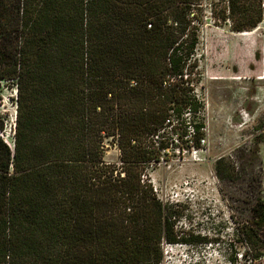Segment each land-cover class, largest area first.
<instances>
[{
	"label": "trees",
	"instance_id": "16d2710c",
	"mask_svg": "<svg viewBox=\"0 0 264 264\" xmlns=\"http://www.w3.org/2000/svg\"><path fill=\"white\" fill-rule=\"evenodd\" d=\"M222 1L234 32L264 20V0ZM203 23L204 0H0V80L18 92L13 147L0 136V264H161L164 244L191 242L142 175L202 107ZM252 212L241 234L262 241L259 260L263 199Z\"/></svg>",
	"mask_w": 264,
	"mask_h": 264
},
{
	"label": "rangeland",
	"instance_id": "374dc122",
	"mask_svg": "<svg viewBox=\"0 0 264 264\" xmlns=\"http://www.w3.org/2000/svg\"><path fill=\"white\" fill-rule=\"evenodd\" d=\"M223 4L204 0L195 52L199 66L192 82L202 107L187 114L192 125L176 124L172 130L173 124L161 134L169 151L150 171L158 186L190 196L187 204L167 209L175 232L191 242L164 244L161 264H264V256L253 258L262 241L255 250L241 234L256 200H264V20L252 31L234 32L215 17V8ZM17 99L16 81L0 80V122L5 126L0 136L10 144ZM194 124L202 125L209 145L202 161L191 151ZM105 148L104 159L118 164L120 151L112 139ZM219 165L230 178H220Z\"/></svg>",
	"mask_w": 264,
	"mask_h": 264
},
{
	"label": "built area",
	"instance_id": "2783aa9c",
	"mask_svg": "<svg viewBox=\"0 0 264 264\" xmlns=\"http://www.w3.org/2000/svg\"><path fill=\"white\" fill-rule=\"evenodd\" d=\"M190 130H193V129L190 127ZM191 142H192L191 151H192L193 157L198 161H202L204 159L203 157H206L209 154V145L207 143L206 138L202 137L200 139V144L198 146L195 145L194 140H192ZM168 151H169V147L162 151V156L159 162H153L146 168L145 173L142 175V182L143 183L149 182L152 184L153 192L155 196L165 207H168V208L180 207L184 203L187 204L188 200H190L189 198L190 196L188 194L184 196L183 194L179 193L178 190H175V189L174 191H167L166 189L158 186L156 181H153L150 179L151 178L150 171H152V169H154L158 164L161 163L163 156H165Z\"/></svg>",
	"mask_w": 264,
	"mask_h": 264
},
{
	"label": "water",
	"instance_id": "95a60500",
	"mask_svg": "<svg viewBox=\"0 0 264 264\" xmlns=\"http://www.w3.org/2000/svg\"><path fill=\"white\" fill-rule=\"evenodd\" d=\"M6 142V141H5ZM7 143V142H6ZM10 147H13V145H10L9 143H7Z\"/></svg>",
	"mask_w": 264,
	"mask_h": 264
},
{
	"label": "bare ground",
	"instance_id": "6f19581e",
	"mask_svg": "<svg viewBox=\"0 0 264 264\" xmlns=\"http://www.w3.org/2000/svg\"><path fill=\"white\" fill-rule=\"evenodd\" d=\"M6 140L9 141L8 138H7ZM9 142H10V141H9ZM9 144H10V143H9ZM10 145H13V144L11 143Z\"/></svg>",
	"mask_w": 264,
	"mask_h": 264
}]
</instances>
